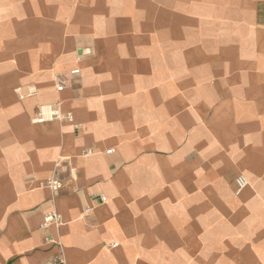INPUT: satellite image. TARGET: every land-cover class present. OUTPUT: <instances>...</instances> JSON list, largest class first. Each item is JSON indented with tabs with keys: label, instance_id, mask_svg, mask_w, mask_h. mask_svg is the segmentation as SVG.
Wrapping results in <instances>:
<instances>
[{
	"label": "crops",
	"instance_id": "crops-1",
	"mask_svg": "<svg viewBox=\"0 0 264 264\" xmlns=\"http://www.w3.org/2000/svg\"><path fill=\"white\" fill-rule=\"evenodd\" d=\"M247 7L240 48L189 99L191 127L178 120L156 145L148 121L140 142L133 120L125 134L98 129L88 40L73 41L77 63L48 61L36 40L6 52L0 264H264V0ZM238 175L249 184L236 196Z\"/></svg>",
	"mask_w": 264,
	"mask_h": 264
},
{
	"label": "rangeland",
	"instance_id": "rangeland-1",
	"mask_svg": "<svg viewBox=\"0 0 264 264\" xmlns=\"http://www.w3.org/2000/svg\"><path fill=\"white\" fill-rule=\"evenodd\" d=\"M254 1L0 0V59L36 40L48 61L66 54L76 62L73 41L88 40L97 58L90 94L98 129L125 134L133 120L140 142L148 121L156 145L172 140L161 130L176 129L178 120L191 127L189 99L216 84L226 49L240 48L242 17H252L247 6ZM49 114L44 108L41 118ZM2 144L0 133V231L8 189L1 183Z\"/></svg>",
	"mask_w": 264,
	"mask_h": 264
},
{
	"label": "built area",
	"instance_id": "built-area-1",
	"mask_svg": "<svg viewBox=\"0 0 264 264\" xmlns=\"http://www.w3.org/2000/svg\"><path fill=\"white\" fill-rule=\"evenodd\" d=\"M80 75V70L78 68L72 69L68 75H56L55 76V83H56V90L57 91H63L64 89L68 88L71 86L73 80L75 78H78ZM112 150L107 151V153H111ZM249 182L248 179L244 175H238L235 180H234V194L236 196L240 195V193L248 186ZM57 220L55 214L48 213L45 218H44V223H50V222H55ZM51 264H64L61 261H56Z\"/></svg>",
	"mask_w": 264,
	"mask_h": 264
}]
</instances>
